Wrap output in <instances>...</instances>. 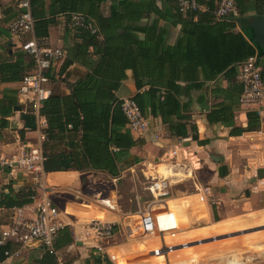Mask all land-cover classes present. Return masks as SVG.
<instances>
[{"label": "crops", "instance_id": "1", "mask_svg": "<svg viewBox=\"0 0 264 264\" xmlns=\"http://www.w3.org/2000/svg\"><path fill=\"white\" fill-rule=\"evenodd\" d=\"M41 1V5L34 8L36 16L52 18V22L47 26V35L42 39L44 45L62 47L67 51L79 40L74 37V31L65 26L66 13L52 14L53 10L58 8L60 0ZM116 1L99 0L92 7L91 12L99 19L109 18L110 10ZM149 1L153 6L152 11L138 18L127 10H121L118 6V11L123 16L119 24L131 28L153 26L151 36L161 32L165 43L173 44L179 33V24L172 22L174 20L170 15L173 12L172 2L170 0ZM16 3L17 0H0V47L6 39V25L16 11ZM247 6L252 13L254 10H252L251 1ZM261 16H264V6ZM233 30L237 31V28ZM133 32L137 39L145 38L141 31ZM16 49L11 45L9 51ZM88 51L90 53L91 48H88ZM24 59H27V56H24ZM63 59L49 68V75L52 77L51 89L53 85L55 87L52 93L57 95L66 93L69 85L88 71L78 62H72L60 71ZM90 59L93 61L96 56L90 54ZM136 61L139 65L153 64V59L148 57H137ZM147 80L146 77L141 78V81ZM17 82H0V99L2 96L13 95L17 103L15 106H18V110H14L13 106L11 112L3 117L7 125L0 129V155L7 158L17 153L19 144L33 140L36 132L45 127L44 117L39 114L40 118L36 119L34 116V121L29 124L27 115L34 114L28 109L24 110L18 104ZM119 82L114 92L119 99L131 97L137 91L130 69L124 70V77ZM225 85V81H221V86ZM204 90L191 91L189 94L191 103L188 113L193 117L197 139L186 136L188 139L182 140V138L171 136L158 118L150 117L148 128L140 136L143 138V143L129 149V153L136 159L135 163L124 168L127 171L136 166H139V169L143 167L142 170H146L144 173H152L149 176L165 177L166 180L176 184L189 181L191 190H180L177 195L165 196L164 194L160 201L153 205H156L155 210L164 207L172 210L177 228L179 225L185 227V224H188L186 229L173 233L163 232L148 236L146 239L134 237V232H140L137 213L115 211L111 205L112 202H106L107 207L103 208L104 203L96 199L98 191L92 189L98 174L109 177L111 180H115L118 176L111 177L104 171L91 169L76 171L71 167L60 171H43L45 194L56 206L64 222L63 228L54 239L55 252L49 253L40 245L25 248L13 240L5 239L0 242V245L7 246L6 254L0 264H191L195 259L187 254H198L218 247L220 239L225 237L223 236L225 234L221 233L236 228L234 224L228 222L229 219L232 221L231 219L241 212L264 209V163H261L264 160V145H262L264 143V94L256 106L238 105L234 111L233 125L236 127H245L246 111L257 112L259 125L256 129L260 131V136L256 138L255 130L232 134L229 132V126L219 123L209 126L204 113L214 100L208 97L207 90L206 100L202 105L196 100L197 95ZM46 144L54 145L57 150L63 147L61 142ZM172 150L175 151L174 154L171 153ZM161 166H164L166 173L159 172ZM124 169L122 171H125ZM32 183L29 174L9 173L6 167H0V194L12 195L28 186L33 187ZM194 185L208 187L212 202L203 203L202 206L197 203V195L193 192ZM33 190L36 195L43 193L36 189L35 185ZM30 207L31 203L20 207L0 206V230L10 225L12 221L31 218L33 214ZM199 211H202L203 217L200 213L198 214ZM183 214L185 218L180 217ZM128 215L136 217L125 221ZM95 218L114 223L112 235L108 240L92 238L85 227L87 221ZM183 220L186 222L183 223ZM175 233L178 239L167 243V236L172 237ZM64 235L65 237L68 235L71 240L64 242ZM159 247L161 252L157 255L153 254L152 250ZM216 254L220 260L225 253L216 252ZM216 254L213 253L211 258H215ZM250 254H247L248 262L240 260L238 264H264V251L262 255L252 254L253 259H250L252 256ZM110 255H113V259L109 258ZM218 260L214 264H226V260L222 262Z\"/></svg>", "mask_w": 264, "mask_h": 264}, {"label": "trees", "instance_id": "2", "mask_svg": "<svg viewBox=\"0 0 264 264\" xmlns=\"http://www.w3.org/2000/svg\"><path fill=\"white\" fill-rule=\"evenodd\" d=\"M97 1L60 0L58 8L52 12L66 13V27L69 14L80 13L91 20L94 31L90 32L84 27L73 30L74 37L79 41L66 51L60 67L62 71L72 62H78L88 71L71 83L66 93H51L38 109V114L45 120V139L42 142L44 172L71 167L76 171H104L111 177H117L120 171L135 163L136 159L129 149L142 144L143 138L126 129L120 100L114 93L124 77L125 69L132 71L137 91L131 97L142 115L158 118L171 136L197 139L193 117L188 113L191 103L189 94L204 89L196 100L202 105L206 100V90L208 97L214 100L204 113L209 126L216 123L229 126L232 134L256 130L259 125L256 111H246L245 127L234 126L233 119L241 91L236 77L238 65L256 54L241 27L249 16L263 15L264 0H234L237 17L220 20L214 19L212 14L216 0H196L203 8L186 14L180 13L174 1L170 0L172 22L179 24V33L173 44H166L161 32L151 36L153 26L131 28L119 24L123 16L118 6L138 18L152 11L151 1L117 0L106 19L92 14L91 9ZM249 1L254 10L252 13L247 6ZM28 3L34 18V36L43 39L52 18L36 16L34 8L41 5V0H28ZM16 13L17 7L14 15ZM135 30L141 31L145 38L137 39L133 32ZM10 48L6 33L0 47V82L19 81L31 68L30 58L23 51L16 49L10 52ZM88 48H91L90 53ZM90 54L95 55L96 59L92 61ZM137 57L152 58L153 64L139 65ZM256 63L264 84V54L256 57ZM47 75L52 82L49 71ZM142 77L148 80L141 81ZM223 80L226 83L224 87L221 86ZM15 105L13 95L0 99V129L6 127L7 121L3 117ZM27 119L30 124L34 121V115L28 114ZM47 142H61L63 147L57 150ZM33 194L31 186L12 195L1 193L0 206L20 207L30 203ZM70 240L68 235H64V242ZM6 250V245H0V261Z\"/></svg>", "mask_w": 264, "mask_h": 264}, {"label": "built area", "instance_id": "3", "mask_svg": "<svg viewBox=\"0 0 264 264\" xmlns=\"http://www.w3.org/2000/svg\"><path fill=\"white\" fill-rule=\"evenodd\" d=\"M176 9L186 14L203 8L196 0H173ZM17 13L7 22V40L13 48L23 51L31 61V68L25 72L16 85V97L18 104L28 109L39 119L38 109L41 103L52 93L51 81L47 75L52 64L64 58L66 50L62 47H51L44 45L42 39L34 36V18L30 14L28 0H17ZM214 19H233L237 17L238 11L234 0H216L212 9ZM91 20L80 13H70L67 27L74 30L77 27H84L93 32ZM260 68L256 63V57L250 56L239 63L237 79L241 84V91L238 96L239 105L256 106L263 98L264 84L259 74ZM120 109L125 118V127L133 135H141L148 128V118L140 112L132 97H121ZM70 128V125H67ZM256 138L260 131H254ZM43 130L39 129L35 138L31 141L19 144L17 153L9 158L0 155V167H6L9 173L24 172L31 176L36 189L42 194L35 193L30 196L33 214L31 218L12 221L10 225L0 230V242L5 239L13 240L22 247L40 245L47 252L54 253V239L58 231L63 228L64 222L60 218V212L53 202L45 194V187L42 180V142L44 141ZM188 137H182L186 140ZM264 145V143L262 144ZM175 153L174 150L171 152ZM264 163V160L261 161ZM165 177L150 176L146 186L151 195L150 202L144 209H138V228L140 233L146 235H157L163 232L172 231L177 228L174 212L167 207L153 210L154 204L166 193L163 190ZM195 193L198 202H212L209 188L206 186H195ZM109 210V209H108ZM162 221V223H160ZM114 223L100 218L90 219L85 227L92 238L106 240L111 237ZM99 249V248H98ZM161 252L160 247L153 249L152 253L157 255ZM6 254V252L4 253ZM113 259V255L109 256ZM230 264H238L226 260Z\"/></svg>", "mask_w": 264, "mask_h": 264}, {"label": "rangeland", "instance_id": "4", "mask_svg": "<svg viewBox=\"0 0 264 264\" xmlns=\"http://www.w3.org/2000/svg\"><path fill=\"white\" fill-rule=\"evenodd\" d=\"M54 89L55 87L53 85L52 91H54ZM142 168L143 167H140L139 169V166H136L132 169H127V171L124 169L125 171H120L118 177L115 178V180H111L109 177L98 174L95 182L92 185V189L98 191L96 199H99L100 202L104 203V206L102 207H107L105 204L106 202H112L111 205H113L115 211L128 214L136 213L138 209H144L151 200V195L147 191L146 186L149 183V175L152 173H144L146 170L143 171ZM159 172L166 173L164 166L160 167ZM32 185V188L34 189V184L32 183ZM191 189L192 188L189 181L176 184L166 179L163 187V190L166 191L165 196H170L171 194L177 195L180 190L189 191ZM193 192H195V189ZM180 202L184 201L180 200ZM197 203H199L201 206L203 204V202L201 203L198 201ZM153 210H155V208ZM199 213L201 214V217H203L202 211H199L198 214ZM128 216L129 217L124 219L125 221H130L136 217L134 215ZM180 217L185 218L184 214ZM231 220L232 221L229 219L228 222L234 224L236 228H231L232 230H227L226 232L221 233L225 234L223 235L225 237L220 239V244L218 247L216 246L213 249L211 248L207 249V251H201L198 254H187V256L193 257L195 259V261L191 264H214L218 260L216 252H218V254L225 253L223 258L218 260V262L225 260H231L232 262L234 261L236 263L240 262V260L248 262L249 258L247 257V254L252 253L256 256L262 255L264 251V209H260L258 211L241 212ZM186 221L183 220V223ZM185 225V227H182L183 225H179L176 230L171 232L173 233L184 230L188 227V224ZM133 235L134 237H142L143 239H146L148 236L151 237V235H144L138 231L134 232ZM170 237L171 236L169 235L167 236V243H171L172 241H176L178 239L177 233H175V235L171 238ZM213 253L216 254L215 258H211ZM253 257V255L250 256V259H253ZM121 260L125 263L123 258H121Z\"/></svg>", "mask_w": 264, "mask_h": 264}, {"label": "water", "instance_id": "5", "mask_svg": "<svg viewBox=\"0 0 264 264\" xmlns=\"http://www.w3.org/2000/svg\"><path fill=\"white\" fill-rule=\"evenodd\" d=\"M241 30L246 39L254 46L255 57L264 54V16H249ZM13 109L18 110V106H14Z\"/></svg>", "mask_w": 264, "mask_h": 264}, {"label": "bare ground", "instance_id": "6", "mask_svg": "<svg viewBox=\"0 0 264 264\" xmlns=\"http://www.w3.org/2000/svg\"><path fill=\"white\" fill-rule=\"evenodd\" d=\"M169 200V199H168ZM100 219H102V218H100ZM160 223H162V221L160 222ZM146 235V234H145ZM227 264H230V262H227Z\"/></svg>", "mask_w": 264, "mask_h": 264}]
</instances>
